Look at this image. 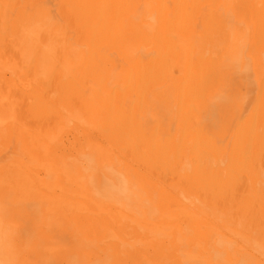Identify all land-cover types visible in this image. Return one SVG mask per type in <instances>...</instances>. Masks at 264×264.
Listing matches in <instances>:
<instances>
[{"label": "bare ground", "instance_id": "obj_1", "mask_svg": "<svg viewBox=\"0 0 264 264\" xmlns=\"http://www.w3.org/2000/svg\"><path fill=\"white\" fill-rule=\"evenodd\" d=\"M8 152L0 264H264V0H0Z\"/></svg>", "mask_w": 264, "mask_h": 264}, {"label": "rangeland", "instance_id": "obj_2", "mask_svg": "<svg viewBox=\"0 0 264 264\" xmlns=\"http://www.w3.org/2000/svg\"><path fill=\"white\" fill-rule=\"evenodd\" d=\"M250 71V65L241 66V68L237 71L234 82L230 85L226 92V97H233V99L238 100L240 103H244L245 105L247 104V101H249L252 96V90L254 86V80L253 77L250 75ZM6 155L9 156V152L5 154H0V163L6 159ZM90 161V159H86L87 163H89ZM25 204L27 209L31 213L37 211L38 205H36L35 203L27 202ZM6 205L7 207H12L11 203H9L8 201L6 202Z\"/></svg>", "mask_w": 264, "mask_h": 264}]
</instances>
